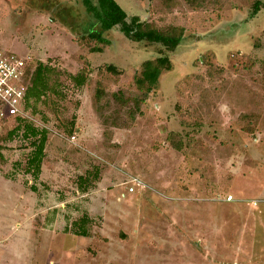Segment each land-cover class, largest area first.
I'll list each match as a JSON object with an SVG mask.
<instances>
[{
  "label": "rangeland",
  "instance_id": "374dc122",
  "mask_svg": "<svg viewBox=\"0 0 264 264\" xmlns=\"http://www.w3.org/2000/svg\"><path fill=\"white\" fill-rule=\"evenodd\" d=\"M116 1L185 27L139 107L135 76L160 45L115 29L91 52L78 38L100 27L82 0H0V50L57 69L63 93L26 110L49 131L37 181L16 164L20 139L0 148V264H264V0ZM84 214L87 236L72 225Z\"/></svg>",
  "mask_w": 264,
  "mask_h": 264
},
{
  "label": "trees",
  "instance_id": "16d2710c",
  "mask_svg": "<svg viewBox=\"0 0 264 264\" xmlns=\"http://www.w3.org/2000/svg\"><path fill=\"white\" fill-rule=\"evenodd\" d=\"M193 6H199L205 0H188ZM87 11L99 24V30H90L81 35L78 39L81 45L88 48L91 52L103 51L102 45H109L110 39L104 36L105 32L118 30L127 39L133 42H144L147 44L160 45L159 55L155 58L146 59L141 63L138 73L135 76V83L141 95L135 98L136 105L139 107L144 103L149 94L157 87L160 77L164 72L170 71L173 67L170 52H173L182 43L185 36V27L180 25H167L159 27L154 21L143 20L139 15H129L127 11L116 0H82ZM260 1H257L251 16H255L259 11ZM86 63V62H85ZM264 66V61L262 62ZM106 69L114 74H120V70L112 64L106 65ZM91 66L87 62L84 68L76 75H71V80L77 86H82L89 74ZM60 72L49 64L37 61L29 63L26 71L25 83L27 90L25 94V110L35 107L43 96L54 93L62 97L61 83L58 82ZM102 93L97 91V96ZM56 104V103H55ZM54 104V105H55ZM244 116V115H243ZM256 118L249 116L246 123V130L252 132L256 123ZM69 134H73V126L67 128ZM18 138L26 149L24 163L21 165L24 172L30 174L35 181L39 179L45 158V148L49 139V131L39 128L26 118L14 117L0 130V148H6L5 141L9 138ZM0 157L2 155L0 154ZM99 168L82 175L79 178V187L86 189L87 185L99 178ZM32 190H36L33 185ZM91 220L86 214L75 220V233L81 236L88 235Z\"/></svg>",
  "mask_w": 264,
  "mask_h": 264
},
{
  "label": "built area",
  "instance_id": "2783aa9c",
  "mask_svg": "<svg viewBox=\"0 0 264 264\" xmlns=\"http://www.w3.org/2000/svg\"><path fill=\"white\" fill-rule=\"evenodd\" d=\"M30 57L22 58L18 54L6 53L0 50V130L8 120L27 115L24 100L27 90L25 83ZM75 136H72V140ZM137 185L139 181H133ZM129 192H134V185L129 186Z\"/></svg>",
  "mask_w": 264,
  "mask_h": 264
}]
</instances>
